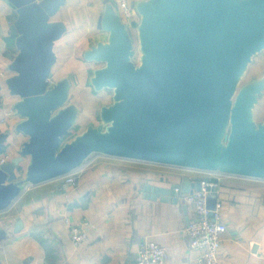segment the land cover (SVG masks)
I'll return each mask as SVG.
<instances>
[{
    "label": "water",
    "instance_id": "water-1",
    "mask_svg": "<svg viewBox=\"0 0 264 264\" xmlns=\"http://www.w3.org/2000/svg\"><path fill=\"white\" fill-rule=\"evenodd\" d=\"M5 1L19 14L16 75L7 84L18 98L14 132L27 139L18 157L0 164V212L27 186L59 179L92 154L264 181V119L255 120L264 76L240 85L264 50V0H139L137 61L130 30L106 4L107 40L83 59L100 64L89 83L110 90L112 102L100 107L98 125L67 141L79 110L69 103L70 78L50 83L60 33L47 22L65 0ZM8 136L0 133V152ZM183 187L190 192L189 182ZM175 188L145 192L176 203Z\"/></svg>",
    "mask_w": 264,
    "mask_h": 264
},
{
    "label": "crops",
    "instance_id": "crops-1",
    "mask_svg": "<svg viewBox=\"0 0 264 264\" xmlns=\"http://www.w3.org/2000/svg\"><path fill=\"white\" fill-rule=\"evenodd\" d=\"M137 1L130 3L134 6ZM109 2L115 3L65 0L47 21L60 33L51 48L55 58L50 70L52 82L70 78L69 103L79 110L71 131L73 135L77 130L74 136L99 123L98 92L86 85L89 73L96 68L84 61L83 54L97 42H106L108 34L100 22ZM18 22V12L0 0V133L9 134L0 157L8 156L7 161L18 157L27 139L14 132L20 118H14L11 106L18 98H13L7 84L16 75L11 66L19 54ZM252 64L253 76L247 82L264 76V50ZM263 119L264 93L255 108L256 122ZM27 163L25 158L21 169ZM201 178L202 174L189 169L99 158L84 168L74 188L62 190L59 179L28 187L0 212V264H135L134 254L144 241L166 248L164 264H189L196 252L190 249L184 230L194 218L192 208L180 193H175L174 203L151 199L145 190L176 185L187 194L183 184L190 183L191 193ZM216 202L221 204V219L227 228L217 252L218 264H264V181L225 176L218 195L208 197V208L214 209ZM65 220L88 222L87 239L81 246L72 244Z\"/></svg>",
    "mask_w": 264,
    "mask_h": 264
},
{
    "label": "built area",
    "instance_id": "built-area-1",
    "mask_svg": "<svg viewBox=\"0 0 264 264\" xmlns=\"http://www.w3.org/2000/svg\"><path fill=\"white\" fill-rule=\"evenodd\" d=\"M114 2L115 9L128 30L135 24L137 26L139 16L130 0H114ZM99 158L110 159L111 157L102 154H92L81 166L59 178L61 189L66 191L76 187L80 173ZM7 160L8 156L2 155L0 164ZM198 172L202 174V178L199 181V190L187 194L181 193L180 188H175L174 190L175 193H180L182 200L194 212V218L188 222L184 230L189 240L190 249L196 252V256L189 261V264H218L217 252L227 228L221 219V204L216 202L214 209L211 210L208 208L207 199L210 195H218L221 179L228 175L216 172ZM28 187L33 186L29 185L26 189ZM65 223L72 244L76 247L81 246L87 239L88 222L72 223L65 220ZM167 256V250L163 246L152 241H144L134 254V260L135 264H164Z\"/></svg>",
    "mask_w": 264,
    "mask_h": 264
},
{
    "label": "rangeland",
    "instance_id": "rangeland-1",
    "mask_svg": "<svg viewBox=\"0 0 264 264\" xmlns=\"http://www.w3.org/2000/svg\"><path fill=\"white\" fill-rule=\"evenodd\" d=\"M129 30H130V33H131L133 39H134V47H135V50H136V57H135V60L137 61V56H138V42H137V37H136V24H135L132 28H130ZM260 53H261V52H260ZM257 55H258V54H257ZM257 55H256V56H257ZM256 56H255V57H256ZM92 66H95V67H92V68L94 69V68H98V67H100V64H95V65H92ZM252 69H253V64L251 63V64L249 65L248 70L246 71L244 77L242 78V80H241V84H240V85H243L244 83H246L247 81H249L250 78H252L253 75H252V73H250V72L252 71ZM91 70H92V69H91ZM88 76L90 77V76H91V73H89ZM89 77H88V80H87L86 85L89 86V87H91V86H90V83H89ZM91 88H92V87H91ZM92 90H93V89H92ZM111 96H112V92H111L110 90H103V91H100V92H98V95H96L95 99H97V103H96L97 107H96V109H97V117H98V118H99V112H98L99 106H101V105H109V104H111V102H112V100H111ZM13 98H16V97L13 96ZM2 104H3V103H2L1 96H0V105H2ZM11 112H12V110H11ZM11 114L14 116V118H16V119L19 118L18 116H15V113L12 112ZM75 133H77V130H75L74 134H75ZM74 134H73V135L71 134V135L66 139V141L69 140V139H71V138H73V137H74ZM208 206H209V205H208Z\"/></svg>",
    "mask_w": 264,
    "mask_h": 264
},
{
    "label": "trees",
    "instance_id": "trees-1",
    "mask_svg": "<svg viewBox=\"0 0 264 264\" xmlns=\"http://www.w3.org/2000/svg\"><path fill=\"white\" fill-rule=\"evenodd\" d=\"M134 59H135V57H134Z\"/></svg>",
    "mask_w": 264,
    "mask_h": 264
}]
</instances>
